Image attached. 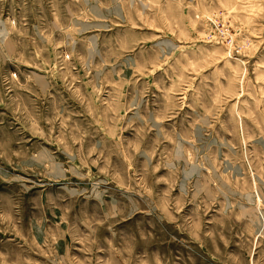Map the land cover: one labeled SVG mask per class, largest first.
<instances>
[{"label":"rangeland","instance_id":"374dc122","mask_svg":"<svg viewBox=\"0 0 264 264\" xmlns=\"http://www.w3.org/2000/svg\"><path fill=\"white\" fill-rule=\"evenodd\" d=\"M0 264H264V0H0Z\"/></svg>","mask_w":264,"mask_h":264}]
</instances>
